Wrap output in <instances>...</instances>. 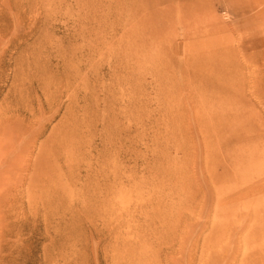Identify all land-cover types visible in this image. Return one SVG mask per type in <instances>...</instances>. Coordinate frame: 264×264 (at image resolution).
I'll return each mask as SVG.
<instances>
[{
    "label": "rangeland",
    "instance_id": "obj_1",
    "mask_svg": "<svg viewBox=\"0 0 264 264\" xmlns=\"http://www.w3.org/2000/svg\"><path fill=\"white\" fill-rule=\"evenodd\" d=\"M263 184L264 0H0V264H264Z\"/></svg>",
    "mask_w": 264,
    "mask_h": 264
},
{
    "label": "bare ground",
    "instance_id": "obj_2",
    "mask_svg": "<svg viewBox=\"0 0 264 264\" xmlns=\"http://www.w3.org/2000/svg\"><path fill=\"white\" fill-rule=\"evenodd\" d=\"M188 44H190V43H188ZM192 44V43H191ZM198 44L197 43H194V44H192L189 48H194V49H196V46H197ZM188 51H189V49H188ZM165 52H164V50L163 49H160V50H156V54H164ZM205 92H206V96H207V100H205V103L207 104L206 105V108L208 109L209 108V110H208V114H211L212 116L210 117V119L211 120H213V122H212V124L210 125L209 124V126L208 127H206L207 126V124H204L203 122H200V124L199 123H197V128H198V131L200 130L201 131V133L203 132V130L206 128V129H208V131H204V134H207V135H209L210 136V133H211V130L212 129H215V127L217 126V123H215V116L221 111V110H218V109H216V107H215V105H217V104H219L220 106H224V105H226V100H225V97H223V96H221V97H219V96H215V93L213 92V90L212 89H210V88H208V89H205ZM206 112H207V110H206ZM182 114L180 113V114H177L176 115V118H178V117H180V121L179 122H181V119H182ZM224 124V122H221L220 123V125H223ZM184 128H183V131L184 132H186V130H187V127L184 125L183 126ZM212 128V129H211ZM203 134V133H202ZM228 131L225 129V130H223L222 131V134H221V137L223 138V141H224V144H225V146L223 147V149H222V153H223V155H224V158H225V161H226V165H227V170L228 171H233V173H234V177H236V178H243L244 179V176H245V164H244V162H245V160H243V158H242V156H240L241 154H239V156L238 155H236V152L233 150V148L231 147V150H229V148H230V145L231 144H235V143H233V142H235L234 140H235V138L233 137V139L232 140H230L229 138H228ZM227 136V137H226ZM237 136H238V138L240 139V136L237 134ZM242 137V136H241ZM237 141V140H236ZM239 146L238 147H240V144H238ZM242 148H244L243 147V145H242ZM245 150V149H244ZM249 151V150H248ZM248 151H247V155H250V154H248ZM253 151H256V150H253ZM246 153V152H245ZM244 154V153H243ZM255 154V153H254ZM253 155V154H252ZM238 156V157H237ZM254 156V155H253ZM257 156V155H256ZM244 157V159H245V156H243ZM249 158V157H248ZM253 158V157H252ZM253 160V159H252ZM251 160V161H252ZM257 160H259V159H257ZM250 161V162H251ZM256 162V161H255ZM257 163V162H256ZM251 164H253V162L251 163ZM247 165V164H246ZM255 165V164H254ZM259 166V165H258ZM210 168V167H209ZM252 168H253V166H252ZM252 168H250V169H252ZM254 169V168H253ZM256 169V168H255ZM255 169H254V171H255ZM258 169H256V171H257ZM261 170V169H260ZM260 170H258V171H260ZM247 172V171H246ZM250 172V171H249ZM251 173V172H250ZM252 173H253V171H252ZM257 174H258V172H257ZM216 174H214V176H215ZM248 175V174H247ZM253 175V174H252ZM216 177V176H215ZM248 177V176H247ZM246 177V178H247ZM249 178V177H248ZM252 178V177H251ZM214 179V178H213ZM233 179V178H232ZM248 180V179H247ZM249 181V180H248ZM251 181V180H250ZM253 181V180H252ZM213 182V181H212ZM216 182V181H215ZM222 182V181H221ZM229 183H230V181H228ZM254 182H255V180H254ZM262 182V181H261ZM220 183V182H219ZM218 183V184H219ZM232 183V182H231ZM238 183V182H237ZM244 183V182H243ZM239 184H241V182L239 183ZM216 185H217V183H216ZM221 185V184H220ZM259 185H261V183L259 184ZM264 185V184H263ZM262 186V185H261ZM244 187V186H243ZM263 187V186H262ZM237 188V187H236ZM241 192H242V188H241ZM215 194H216V196H217V193L216 192H214ZM234 193H236L237 194V192H234ZM231 194V195H229V196H232V195H235V194ZM215 194H214V196H215ZM242 194V193H241ZM233 197V196H232ZM256 197V196H255ZM232 199V198H231ZM254 201H255V198L253 199ZM234 201V200H233ZM250 201V200H249ZM217 203V202H216ZM243 203V202H242ZM241 203V204H242ZM243 205V204H242ZM243 206H247L246 204L245 205H243ZM223 207V206H222ZM225 207V209H227V207L226 206H224ZM249 207V206H248ZM220 209H221V207H220ZM219 209V210H220ZM224 209V210H225ZM218 210V209H217ZM228 210V209H227ZM246 224V223H245ZM253 226V225H252ZM250 227V226H249ZM257 227V226H256ZM250 228H252V227H250ZM253 230V229H252ZM260 230V229H259ZM259 230H258V232H259ZM261 230H263V229H261ZM264 231V230H263ZM261 232V231H260ZM262 233V232H261ZM261 235V234H260ZM258 246H260L259 244H258ZM261 246H262V243H261ZM255 251V250H254ZM257 251V250H256ZM256 251H255V253H256ZM262 251H264V248L262 249V250H258V252H259V254H262L263 252ZM257 255V253L255 254V256ZM256 257H258V256H256ZM260 258V257H259ZM263 258V257H262ZM258 259V258H257Z\"/></svg>",
    "mask_w": 264,
    "mask_h": 264
}]
</instances>
